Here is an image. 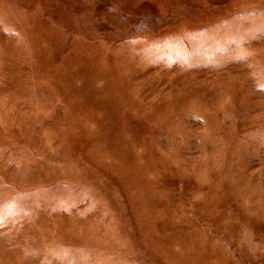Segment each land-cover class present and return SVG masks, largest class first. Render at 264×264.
Masks as SVG:
<instances>
[{"label":"rangeland","instance_id":"374dc122","mask_svg":"<svg viewBox=\"0 0 264 264\" xmlns=\"http://www.w3.org/2000/svg\"><path fill=\"white\" fill-rule=\"evenodd\" d=\"M0 264H264V0H0Z\"/></svg>","mask_w":264,"mask_h":264}]
</instances>
